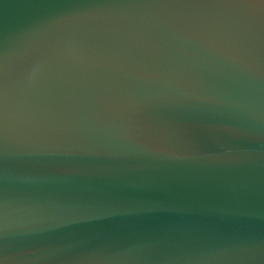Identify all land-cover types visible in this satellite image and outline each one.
<instances>
[{
	"label": "water",
	"instance_id": "obj_1",
	"mask_svg": "<svg viewBox=\"0 0 264 264\" xmlns=\"http://www.w3.org/2000/svg\"><path fill=\"white\" fill-rule=\"evenodd\" d=\"M0 264H264V0H0Z\"/></svg>",
	"mask_w": 264,
	"mask_h": 264
}]
</instances>
